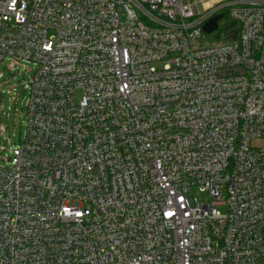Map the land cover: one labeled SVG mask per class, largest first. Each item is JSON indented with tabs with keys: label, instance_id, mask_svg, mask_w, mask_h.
Wrapping results in <instances>:
<instances>
[{
	"label": "built area",
	"instance_id": "obj_1",
	"mask_svg": "<svg viewBox=\"0 0 264 264\" xmlns=\"http://www.w3.org/2000/svg\"><path fill=\"white\" fill-rule=\"evenodd\" d=\"M210 1L0 0V67H35L0 264H264V0Z\"/></svg>",
	"mask_w": 264,
	"mask_h": 264
},
{
	"label": "rangeland",
	"instance_id": "obj_2",
	"mask_svg": "<svg viewBox=\"0 0 264 264\" xmlns=\"http://www.w3.org/2000/svg\"><path fill=\"white\" fill-rule=\"evenodd\" d=\"M194 11L197 14L202 12V5L199 3L194 6ZM216 32L205 35L200 42L212 44L216 40ZM16 63L17 67L14 71L10 69L11 59L6 60L0 67V72L4 74V78L0 80V92L5 94L2 102L3 113L0 112V131L2 126L6 129L4 135L0 134V166H5L6 157L10 156L9 148L22 146L26 137V114L30 96L26 86L34 75L35 67L26 61L20 60ZM9 91H12V94H8ZM192 193L203 203L212 202L209 195L198 187H194ZM217 208L220 212L226 213V207L218 206Z\"/></svg>",
	"mask_w": 264,
	"mask_h": 264
},
{
	"label": "trees",
	"instance_id": "obj_3",
	"mask_svg": "<svg viewBox=\"0 0 264 264\" xmlns=\"http://www.w3.org/2000/svg\"><path fill=\"white\" fill-rule=\"evenodd\" d=\"M220 14L224 15V18L220 21V26L215 34L216 42H231L238 39L240 27L237 22L233 21L227 10H223Z\"/></svg>",
	"mask_w": 264,
	"mask_h": 264
},
{
	"label": "water",
	"instance_id": "obj_4",
	"mask_svg": "<svg viewBox=\"0 0 264 264\" xmlns=\"http://www.w3.org/2000/svg\"><path fill=\"white\" fill-rule=\"evenodd\" d=\"M224 18L223 14H218L211 18L204 26L203 31L206 35L212 34L216 31H218L220 26V21Z\"/></svg>",
	"mask_w": 264,
	"mask_h": 264
},
{
	"label": "bare ground",
	"instance_id": "obj_5",
	"mask_svg": "<svg viewBox=\"0 0 264 264\" xmlns=\"http://www.w3.org/2000/svg\"><path fill=\"white\" fill-rule=\"evenodd\" d=\"M209 5H210V4H209L208 2L205 4L206 7H208Z\"/></svg>",
	"mask_w": 264,
	"mask_h": 264
}]
</instances>
